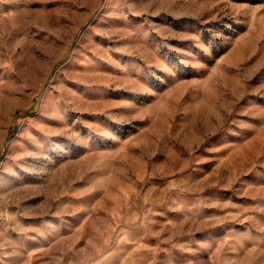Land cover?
Wrapping results in <instances>:
<instances>
[{"label": "rangeland", "instance_id": "374dc122", "mask_svg": "<svg viewBox=\"0 0 264 264\" xmlns=\"http://www.w3.org/2000/svg\"><path fill=\"white\" fill-rule=\"evenodd\" d=\"M0 264H264V0H0Z\"/></svg>", "mask_w": 264, "mask_h": 264}]
</instances>
